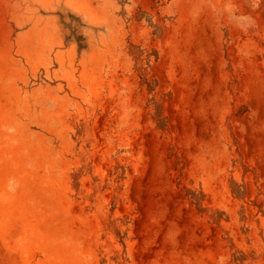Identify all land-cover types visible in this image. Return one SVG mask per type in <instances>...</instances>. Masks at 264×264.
I'll return each mask as SVG.
<instances>
[{"label": "rangeland", "instance_id": "374dc122", "mask_svg": "<svg viewBox=\"0 0 264 264\" xmlns=\"http://www.w3.org/2000/svg\"><path fill=\"white\" fill-rule=\"evenodd\" d=\"M0 264H264V0H0Z\"/></svg>", "mask_w": 264, "mask_h": 264}, {"label": "clouds", "instance_id": "9594fccd", "mask_svg": "<svg viewBox=\"0 0 264 264\" xmlns=\"http://www.w3.org/2000/svg\"><path fill=\"white\" fill-rule=\"evenodd\" d=\"M234 19H235L236 23L238 24V26H240V27H246L248 24H250V19L248 17H245V16L235 17ZM12 184H13V182L10 181L9 182L10 190H14L12 188Z\"/></svg>", "mask_w": 264, "mask_h": 264}]
</instances>
